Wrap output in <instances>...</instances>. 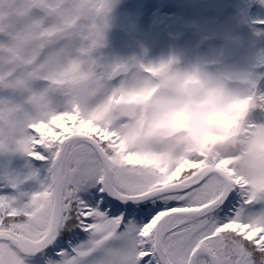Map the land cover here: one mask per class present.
<instances>
[{"label":"snow or ice","instance_id":"obj_1","mask_svg":"<svg viewBox=\"0 0 264 264\" xmlns=\"http://www.w3.org/2000/svg\"><path fill=\"white\" fill-rule=\"evenodd\" d=\"M32 75L0 72V116L19 107ZM20 129L0 152L24 154L46 176L31 195H0V264H264V200L249 197L230 161L131 153L102 115L79 109L53 108Z\"/></svg>","mask_w":264,"mask_h":264},{"label":"clouds","instance_id":"obj_2","mask_svg":"<svg viewBox=\"0 0 264 264\" xmlns=\"http://www.w3.org/2000/svg\"><path fill=\"white\" fill-rule=\"evenodd\" d=\"M119 0H0V72L29 80L18 108L0 116V139L53 108L102 115L126 149L228 160L245 192L264 200V90L259 64L147 49L108 54ZM46 30L54 34L45 35ZM25 61H32L26 65Z\"/></svg>","mask_w":264,"mask_h":264},{"label":"flooded vegetation","instance_id":"obj_3","mask_svg":"<svg viewBox=\"0 0 264 264\" xmlns=\"http://www.w3.org/2000/svg\"><path fill=\"white\" fill-rule=\"evenodd\" d=\"M209 0H119L113 10L112 27L110 30L112 44L115 53L112 56L129 57L139 54L141 49H147L151 58L157 51V57L167 55L171 49L170 37L179 39L178 48L181 53L187 55L193 49L201 48L211 50L213 53V36L220 34L225 38L229 36L230 13L226 11L216 19L210 11ZM232 1V3H231ZM250 5V14H258L261 0H244ZM242 0L236 4L230 0V8L237 15L244 18L245 5ZM242 8V9H241ZM242 12H241V11ZM252 15L245 19V25L253 29V25L260 24L254 21ZM252 17V18H251ZM233 27L237 28V18L232 19ZM227 23V26H226ZM256 37L260 30L256 29ZM238 31V28H237ZM158 32V34H157ZM261 32V31H260ZM251 48L260 47L264 41L253 40ZM196 47V48H195ZM220 50L221 46L219 45ZM196 52V50H195ZM252 53H256L253 48ZM196 54H198L196 52ZM260 54V55H259ZM258 53L259 58H254L250 63L264 60ZM204 56V55H203ZM206 57V55H205ZM262 70V69H261ZM264 76V69H263Z\"/></svg>","mask_w":264,"mask_h":264},{"label":"rangeland","instance_id":"obj_4","mask_svg":"<svg viewBox=\"0 0 264 264\" xmlns=\"http://www.w3.org/2000/svg\"><path fill=\"white\" fill-rule=\"evenodd\" d=\"M242 1L244 2V4H246L244 0ZM233 2L236 4L238 0H234ZM257 13L258 14H255V17L263 19L262 21H264V0H261ZM231 16H232V13H231ZM233 22H234L233 20H230L231 25H229L227 29H229V35L239 40V38L234 36L237 33L233 27L234 26ZM226 26H227V23H226ZM257 35H259L260 38L264 39V32L258 33ZM108 42H109L108 54L112 55V53H115V48L112 44L110 32L108 33ZM250 43L251 45L253 44L251 40H250ZM244 45L245 46L248 45V42L246 43L245 40H244ZM249 45L247 46L248 48H245L243 55L240 56L241 57L240 60L234 64H239L243 66L245 64L250 63V61L253 60L254 58H259L258 56H256L258 55V53L262 52L261 56L264 55L263 45H260V47H253L256 50V53H252L253 48H251V46ZM195 50L196 49H193V52L188 53L186 56L191 59L197 56L205 57L206 55V58H207L211 56H216V51H217L216 48H213V53H211V50L206 51L204 49L203 52H198L196 50V52L198 53L196 54ZM156 55H157V51L156 52L154 51L152 57L156 58L157 57ZM0 162H1V169H3L2 171L5 172V169L7 168V172L5 174L7 181L10 179H18L20 181H23V183H20L18 185V188L16 190L19 193L25 194V196L35 193L36 190L43 183L44 178L46 176V171L42 166L41 167L40 165L38 167L33 166L30 160L22 153L21 155H3L2 154L0 155ZM29 176H31L32 178L28 179Z\"/></svg>","mask_w":264,"mask_h":264},{"label":"water","instance_id":"obj_5","mask_svg":"<svg viewBox=\"0 0 264 264\" xmlns=\"http://www.w3.org/2000/svg\"><path fill=\"white\" fill-rule=\"evenodd\" d=\"M227 1L228 0H225L226 5H227ZM225 6L221 5L218 7H211V11L214 14H216L217 16H219L222 12V7L224 8ZM215 40L218 42H222L224 45V51L222 54V58L229 60V59L234 58L235 56L238 55L240 48L234 42H232L230 40L222 39L221 37L218 38V36L215 38ZM173 51L177 52V50H175V49H173Z\"/></svg>","mask_w":264,"mask_h":264}]
</instances>
